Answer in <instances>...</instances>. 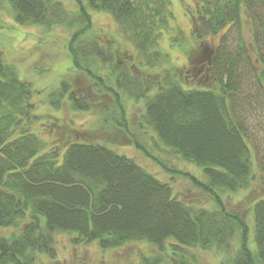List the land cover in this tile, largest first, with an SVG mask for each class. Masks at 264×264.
Wrapping results in <instances>:
<instances>
[{
	"label": "trees",
	"instance_id": "1",
	"mask_svg": "<svg viewBox=\"0 0 264 264\" xmlns=\"http://www.w3.org/2000/svg\"><path fill=\"white\" fill-rule=\"evenodd\" d=\"M76 1L71 15L59 0H0V10L8 3L18 26H61L70 34L71 70L46 91L50 106L94 111L100 123L144 153L150 152L141 144L147 138L200 169L204 180L179 175L209 204L178 197L132 158L82 135L65 134L61 148L49 149L42 132L61 125L47 117L39 132L33 128L40 119L33 114L36 91L0 50V228H14L10 237H0V264H35L41 254L53 256L57 234L101 251L138 242L157 249L138 264H204L198 254L211 249L230 252L231 264H264V176L257 195L251 188L256 149L246 117L256 102L264 112V0H192L194 47L187 60L204 61L198 66L209 80L204 87L183 83L160 51L161 36L174 32L169 0ZM90 10L107 14L115 31L101 37ZM127 98L143 102L134 124ZM243 191L252 226L223 200Z\"/></svg>",
	"mask_w": 264,
	"mask_h": 264
},
{
	"label": "rangeland",
	"instance_id": "2",
	"mask_svg": "<svg viewBox=\"0 0 264 264\" xmlns=\"http://www.w3.org/2000/svg\"><path fill=\"white\" fill-rule=\"evenodd\" d=\"M59 1L71 15L77 13L78 3L76 0ZM169 1L172 14L171 26L174 32L164 33L161 36L160 51L167 57V65L180 71V75L183 76V83L195 87H204L209 83L208 78L201 77L202 73L195 75L196 72H194L204 61L191 65L187 60L191 57L189 55L192 47H194L189 16V11L194 9V3L192 0ZM82 3L84 4V1ZM89 14L93 29L97 30L101 37L109 36L113 30L115 31V24L107 14L91 10ZM248 26V21L245 18L244 33L248 31ZM69 35L68 30L61 26L45 31L35 26L16 25L12 19L10 6L6 2L3 3L0 10V50L3 52V59L8 64L13 65L19 77L30 82L36 91L33 95L35 104L33 114L40 119L34 122L33 128L35 130L40 128L47 117H52L57 124L61 125L60 128L53 126V130L50 131L47 128L45 132H42L41 138L46 140L47 147L50 149L59 145L61 148L65 134L77 139L80 138L79 135H82L85 140L102 143L118 154L132 158L156 178L169 183L174 194L178 197L193 204L208 205V199L205 195L191 186L188 179L179 175L180 173L191 174L199 180H204L200 169L174 158L167 152L160 150L154 143L148 144L151 142L147 143V138L142 139L141 144L144 149H149L150 152L144 153L135 148L123 136L122 132L116 131L112 126L106 128L103 123H100L99 117L94 111L89 113L73 112L69 111L68 108L57 111L50 106L46 91L55 87L63 76L71 70L70 58L66 50ZM172 37H177L178 42L171 41ZM228 38L234 46L236 32L229 33ZM200 77V81H195ZM82 87H87L85 82ZM124 101L127 118L130 123L134 124L138 114L143 112V102L128 98ZM263 115L264 112L259 102L255 103L254 113L251 110L246 115L249 118L251 140L256 149V154L252 156L255 181L251 188L257 195L260 193L257 181L264 176V169L261 170V166L264 167ZM247 194L248 191H243L231 196L224 195L223 200L228 201L229 208L245 213L248 223L252 226L250 201L246 198ZM13 232L14 228H0V237H10ZM250 240H252V235ZM231 248L234 251L233 245ZM157 252L154 246L143 242L128 244L115 250L101 251L94 243L74 245L70 235L57 234L55 236L54 255L41 254L37 257L35 264H138L140 259L155 256ZM229 254L230 252L223 254L216 249H211L199 252L198 257L204 264H231V254Z\"/></svg>",
	"mask_w": 264,
	"mask_h": 264
},
{
	"label": "flooded vegetation",
	"instance_id": "3",
	"mask_svg": "<svg viewBox=\"0 0 264 264\" xmlns=\"http://www.w3.org/2000/svg\"><path fill=\"white\" fill-rule=\"evenodd\" d=\"M203 69H204L203 67H199L196 71H194L196 72L195 75H198V74L200 75L203 72Z\"/></svg>",
	"mask_w": 264,
	"mask_h": 264
}]
</instances>
